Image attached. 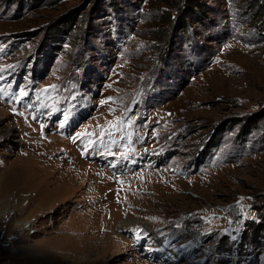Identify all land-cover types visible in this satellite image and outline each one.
Instances as JSON below:
<instances>
[{
    "label": "rangeland",
    "instance_id": "374dc122",
    "mask_svg": "<svg viewBox=\"0 0 264 264\" xmlns=\"http://www.w3.org/2000/svg\"><path fill=\"white\" fill-rule=\"evenodd\" d=\"M198 3L0 0V264H264V0ZM35 185L67 191L30 214ZM111 210L126 250L42 255Z\"/></svg>",
    "mask_w": 264,
    "mask_h": 264
},
{
    "label": "bare ground",
    "instance_id": "6f19581e",
    "mask_svg": "<svg viewBox=\"0 0 264 264\" xmlns=\"http://www.w3.org/2000/svg\"><path fill=\"white\" fill-rule=\"evenodd\" d=\"M117 113V112H116ZM102 119V118H101ZM104 120V119H103ZM109 121V120H108ZM95 122V121H94ZM90 123H92V122H90ZM104 123V122H103ZM105 123H107V120H106V122ZM100 124H102V123H100ZM88 125V124H87ZM90 125V124H89ZM98 125V124H97ZM106 125V124H105ZM19 126V125H18ZM93 126H94V124H93ZM98 126H100V125H98ZM101 126H104L103 124L101 125ZM24 127H25V125H24ZM102 132V131H101ZM0 133H2L5 137H7V139H16V138H18V136L20 135V134H18L16 131H14V128H12V129H1L0 130ZM41 133V132H40ZM102 136V135H101ZM35 137H37V136H34V138ZM45 137H47V136H45ZM104 137V136H103ZM60 138H62V137H60ZM25 139V138H24ZM97 139V138H96ZM119 139V138H118ZM37 140H39V141H36V143L38 144V143H41L42 144V142H41V137L39 138L38 137V139ZM77 140V139H76ZM79 140H80V138H79ZM113 140V139H112ZM25 142H26V140H24ZM100 141V140H99ZM107 141V140H106ZM138 141V140H137ZM34 142H35V139H34ZM51 142H53V140H51ZM103 142V141H102ZM118 142V141H117ZM47 143H50L49 141H47ZM82 143V142H81ZM80 143V144H81ZM131 143V142H130ZM134 143V142H133ZM32 144V143H31ZM41 144H39L41 147H43ZM53 144H55L54 142H53ZM78 144V143H77ZM98 144V143H97ZM29 145V144H28ZM76 145V144H75ZM99 145V144H98ZM47 146H49V145H47ZM82 146V145H81ZM116 146H117V144H116ZM104 147H106V146H104ZM149 147V146H148ZM33 148V147H32ZM80 148V147H79ZM86 148V147H85ZM118 148H120V147H118ZM84 149V148H83ZM106 149V148H105ZM136 149V148H135ZM36 150V149H35ZM67 150V149H66ZM79 150V149H78ZM110 150V149H109ZM27 151V150H26ZM38 151V150H37ZM72 151V150H71ZM87 151V150H86ZM98 151V150H97ZM101 151V150H100ZM160 151V150H159ZM31 153V152H30ZM34 153V152H33ZM37 153H39V152H37ZM45 153V152H44ZM68 153V152H67ZM70 153V152H69ZM86 153V152H85ZM36 154V153H35ZM66 154V153H65ZM28 155V154H27ZM30 155V154H29ZM28 155V156H29ZM43 155V154H42ZM68 155V154H67ZM69 155H71V153L69 154ZM137 155V154H136ZM135 155V156H136ZM140 155V154H139ZM146 156H144V158H146L147 156H150V162H149V164L150 163H154V162H156V160L157 159H159L160 157H162L163 155L162 154H160V155H158V154H155L154 152L152 153V151L151 152H149V153H146L145 154ZM31 156H32V154H31ZM26 157V156H25ZM38 157V156H37ZM42 157V156H41ZM49 157V156H48ZM144 158L143 159H141V160H135L134 158V160L133 161H131V162H129L128 164H127V162L125 163L124 162V164L123 165H125V166H123L124 168H122L121 170H123V171H130L131 170V168L133 169V168H135L136 166L135 165H142V164H144ZM35 159V158H34ZM27 160V159H26ZM41 160V159H40ZM119 160H121V159H119ZM149 161V160H148ZM41 162H43V161H41ZM49 162H50V160H49ZM56 163V162H55ZM1 164V163H0ZM51 164H53V163H51ZM58 164V163H57ZM61 164H63V163H61ZM148 164V165H149ZM50 165V164H49ZM114 165H116V164H114ZM151 165V164H150ZM63 166V165H62ZM120 166H122V165H117V167L116 168H119ZM135 166V167H134ZM1 167V166H0ZM5 167V166H4ZM15 167V166H14ZM19 167V166H18ZM32 167V166H31ZM20 168V167H19ZM38 168V167H37ZM36 168V169H37ZM58 168H60V167H58ZM63 168V167H62ZM148 168V167H147ZM150 168V167H149ZM16 169V168H15ZM22 169H25V168H22ZM28 169V168H27ZM35 169V168H34ZM64 169V168H63ZM114 169V168H113ZM38 170V169H37ZM36 170V171H37ZM41 170V169H40ZM59 170V169H58ZM146 170V169H145ZM25 171V170H24ZM53 171V170H52ZM69 171V170H68ZM96 171V170H95ZM99 171V170H98ZM104 171H106V170H104ZM142 171L143 170H141V172H139L138 171V173H142ZM151 171V170H150ZM154 171H156V170H154ZM154 171L151 173V174H153L154 173ZM158 171V170H157ZM5 172H7V171H5ZM97 172V171H96ZM56 173V172H55ZM100 173V172H99ZM98 173V174H99ZM1 174H2V172L0 173V176H1ZM14 174H16V175H18V173H14ZM13 174V175H14ZM143 174V173H142ZM150 174V173H149ZM11 175V174H10ZM23 175V174H22ZM132 175V174H131ZM130 175V176H131ZM15 176V175H14ZM24 176V175H23ZM60 176V175H59ZM127 176V175H126ZM129 176V175H128ZM140 176H141V174H140ZM153 176V175H152ZM10 177V176H9ZM17 177V176H16ZM19 177V176H18ZM51 177V176H50ZM49 177V178H50ZM62 177V176H61ZM105 177V176H104ZM107 177V176H106ZM122 177V176H121ZM139 177V176H138ZM137 177V178H138ZM3 178V177H2ZM7 178V177H6ZM5 178V179H6ZM78 178V177H77ZM118 178V177H117ZM15 179V178H14ZM39 179V178H38ZM62 179V178H61ZM103 179H105V178H103ZM126 179V178H125ZM2 180H4V179H2ZM7 180V179H6ZM9 180V179H8ZM64 180V179H63ZM65 180H66V178H65ZM83 180V179H82ZM88 180V179H87ZM86 180V181H87ZM90 180V179H89ZM102 180V179H101ZM124 180V179H123ZM15 181V180H14ZM19 181V180H18ZM17 181V182H18ZM62 181V180H61ZM10 182V181H9ZM8 182V183H9ZM16 182V183H17ZM21 182V181H20ZM80 181H78V183H79ZM82 182V181H81ZM80 182V183H81ZM107 182H109L108 180H107ZM118 182V181H117ZM129 182H132L131 181V179H130V181ZM10 183H12V182H10ZM14 183V182H13ZM58 183V182H57ZM94 183H95V181H94ZM15 184V183H14ZM124 184L126 185V182H124ZM130 184H132V183H130ZM136 184V183H135ZM134 184V185H135ZM4 185H5V183H4ZM39 185V184H38ZM51 185V184H50ZM133 185V184H132ZM139 185V184H138ZM147 185V184H146ZM19 186V185H18ZM124 185H123V183H122V187H123ZM144 186V185H143ZM30 187H32V186H30ZM79 187V186H78ZM108 187V186H107ZM121 187V186H120ZM124 187H126V186H124ZM139 188H140V186H138ZM145 187V186H144ZM21 188V187H20ZM25 188V187H24ZM71 188V187H70ZM93 188V187H92ZM103 188V187H102ZM128 188V187H127ZM34 189H35V191H36V196H35V198H33L32 200L30 199V201L28 202V205H29V208H28V210L30 211H28L30 214H32V213H34V212H37L38 210H41L42 208L43 209H45L46 208V206H49L52 202H53V200H56V199H60L61 197H63V195L66 193V191H67V188H61V189H50L49 187H48V185H44V186H40V187H38L37 185H35V187H34ZM85 189H86V187H85ZM89 189H90V183H89ZM95 189V188H94ZM110 189V188H109ZM120 189V188H119ZM121 189H124V188H121ZM29 190H31V189H29ZM71 190V189H70ZM73 190H75V188L73 189ZM82 190V189H81ZM108 190V189H107ZM125 190H127V189H125ZM134 190V189H133ZM69 191V190H68ZM72 191V190H71ZM94 191V190H93ZM98 191V190H97ZM96 191V192H97ZM124 191V190H123ZM128 191V190H127ZM141 191V190H140ZM27 192V191H26ZM76 192V191H75ZM79 192V191H78ZM95 192V193H96ZM119 192H120V190H119ZM118 192V193H119ZM125 192V191H124ZM71 193V192H70ZM99 193V192H98ZM127 193V192H126ZM19 194V193H18ZM72 194V193H71ZM90 194V193H89ZM138 194V193H137ZM33 195V194H32ZM69 195V194H68ZM111 195V194H110ZM119 195V194H118ZM141 195V194H140ZM97 196H98V194H97ZM121 196V195H120ZM23 197V196H22ZM21 197V198H22ZM105 197L106 196H104L103 197V199H105ZM111 197V196H110ZM113 197V196H112ZM114 197H116V196H114ZM118 197V196H117ZM134 197V196H133ZM140 197V196H139ZM98 198V197H97ZM127 198V197H126ZM130 198V197H129ZM135 198V197H134ZM24 199V198H23ZM29 199V198H28ZM73 199V198H72ZM121 199V198H120ZM132 199V198H131ZM25 200V199H24ZM138 200V199H137ZM22 201V200H21ZM28 201V200H27ZM59 201H61V200H59ZM107 201H109V200H107ZM24 202V201H23ZM55 202V201H54ZM96 202V201H95ZM104 202V201H103ZM106 202V201H105ZM105 202H104V205H105ZM122 202V201H121ZM125 202V201H124ZM135 202V201H134ZM101 203V202H100ZM117 203V202H116ZM143 203H145V202H143ZM56 205V204H55ZM102 205V204H101ZM120 205V204H119ZM122 205V204H121ZM126 205V204H125ZM88 207V206H87ZM97 207V206H96ZM104 207V206H103ZM112 207H113V205H112V203H109L107 206H106V208H107V210L108 209H112ZM102 208V207H101ZM106 208H105V210H106ZM121 208V207H120ZM128 208V207H127ZM134 209V208H133ZM56 210V209H55ZM116 210V209H115ZM102 212H103V209L101 210ZM109 211V210H108ZM117 211V210H116ZM151 211V210H150ZM17 212V210L15 211V213ZM38 212H40V211H38ZM107 212V211H106ZM105 212V213H106ZM131 212V211H130ZM135 212V211H134ZM43 213V212H42ZM110 213V215H112V210L109 212ZM114 213H116L115 211H114ZM123 213V212H122ZM36 214V213H35ZM44 214V213H43ZM94 214H97V212L96 213H93L92 214V216H89L88 217V220H86L84 217H77L78 219H77V222H74L73 224H71V225H68V226H64L63 227V230L61 231V233L60 234H58L57 236H54V237H52V238H50V239H48V240H46V241H44L43 243H41V244H43L42 246H44L45 244H47L48 245V247H44V252L42 253V255L45 257V258H50V259H52V260H65L66 258H67V253H68V249L67 250H65L64 248L66 247V245H65V243L67 242V241H73L74 243H75V246L77 247V249H75V251H80V252H82L83 254H84V259H85V257L86 258H89V252L90 251H95V252H97L98 253V256H105V254H107V253H114V252H120V251H122V250H126V249H123L124 247H123V245H120V243H122V242H124V241H126L125 240V237L124 236H122L121 234H115V227H116V224H117V222L119 223V225L117 226V227H119V228H122V230H123V228H127V227H130L131 225H133V224H137V222H139L138 220L136 221H133V220H131V219H129V220H127V222H122V220L119 222V221H117L118 219L116 218V216H113V217H111V216H109L110 217V219L112 220V221H109L110 219L109 218H107V219H109V220H107V219H104L103 218V216H102V218H97V219H95L96 217H95V215ZM118 214V213H117ZM133 214V213H132ZM121 215V214H120ZM134 215V214H133ZM140 215H142V214H140ZM35 216V215H34ZM42 216V215H41ZM106 216H108L107 215V213H106ZM143 216V215H142ZM16 218H17V216H15ZM48 217V216H47ZM99 217V216H98ZM148 217V216H147ZM129 218V217H128ZM150 218V217H149ZM127 219V218H126ZM17 221V223L18 224H21V227H22V229H25V228H28V229H30V230H33L34 229V221H32L31 220V218H21V220L20 219H16ZM157 221V220H156ZM149 222V221H148ZM148 222H145L144 223V226L146 227V229H147V231H150V234H151V236L153 237V238H155V239H157L159 242H160V244H161V249L164 247V244H165V242H162L161 241V239H160V236H158L157 234H155V231H154V229H151V227H150V225H149V223ZM159 223V222H158ZM138 225V224H137ZM133 227V226H132ZM131 228V227H130ZM129 228V229H130ZM138 228H139V226H138ZM138 228H137V230H138ZM131 230V229H130ZM135 230V229H134ZM142 231V230H141ZM146 231V230H145ZM157 231V230H156ZM142 232H144V231H142ZM141 233V232H140ZM145 233V232H144ZM148 233V232H147ZM30 234V233H29ZM139 234V233H138ZM148 236V235H147ZM150 239V238H149ZM100 241L99 243H94L95 241ZM151 240V239H150ZM149 240V241H150ZM49 241V242H48ZM129 241V240H128ZM39 245V244H38ZM37 245V246H38ZM152 245V244H151ZM131 246V245H130ZM152 247V246H151ZM57 248H61V250H60V254H58V249ZM149 249V248H148ZM154 249V248H153ZM160 249V248H159ZM43 250V249H42ZM67 251V253H65L64 254V252H66ZM156 251V250H155ZM170 251V250H169ZM41 252V251H40ZM150 252V251H149ZM163 252V251H162ZM165 252V251H164ZM168 254H170V253H168ZM169 256V255H168ZM179 256L178 255H176V257L174 258V260L176 259V258H178ZM44 258V259H45ZM172 259V258H171ZM176 262H178L177 261V259L175 260ZM190 263V262H189Z\"/></svg>",
    "mask_w": 264,
    "mask_h": 264
},
{
    "label": "trees",
    "instance_id": "16d2710c",
    "mask_svg": "<svg viewBox=\"0 0 264 264\" xmlns=\"http://www.w3.org/2000/svg\"><path fill=\"white\" fill-rule=\"evenodd\" d=\"M188 3L189 4H194L195 5V7H196V9H199V8H201V4L200 3H198V0H188ZM264 224V223H263Z\"/></svg>",
    "mask_w": 264,
    "mask_h": 264
},
{
    "label": "built area",
    "instance_id": "2783aa9c",
    "mask_svg": "<svg viewBox=\"0 0 264 264\" xmlns=\"http://www.w3.org/2000/svg\"><path fill=\"white\" fill-rule=\"evenodd\" d=\"M111 167V166H110ZM114 168H116V167H114ZM120 171H123V170H120ZM119 170L118 171H115L114 169H112V172L114 173V174H117V172H120ZM117 177H121V174L120 175H116ZM115 176V177H116ZM183 264H186V262L184 261V263ZM187 264H190L189 263V261H187Z\"/></svg>",
    "mask_w": 264,
    "mask_h": 264
},
{
    "label": "snow or ice",
    "instance_id": "6c2138e0",
    "mask_svg": "<svg viewBox=\"0 0 264 264\" xmlns=\"http://www.w3.org/2000/svg\"><path fill=\"white\" fill-rule=\"evenodd\" d=\"M23 94V93H22Z\"/></svg>",
    "mask_w": 264,
    "mask_h": 264
}]
</instances>
